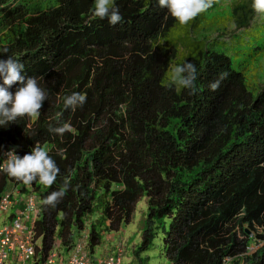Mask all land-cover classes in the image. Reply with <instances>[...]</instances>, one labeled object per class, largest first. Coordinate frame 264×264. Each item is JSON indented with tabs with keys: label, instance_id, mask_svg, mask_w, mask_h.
I'll list each match as a JSON object with an SVG mask.
<instances>
[{
	"label": "trees",
	"instance_id": "obj_1",
	"mask_svg": "<svg viewBox=\"0 0 264 264\" xmlns=\"http://www.w3.org/2000/svg\"><path fill=\"white\" fill-rule=\"evenodd\" d=\"M217 1L182 26L158 0H114L123 21L113 26L94 16L95 0H0V53L47 95L37 118L0 127V165L8 150L40 146L60 169L50 187L0 171V194L31 188L40 199L42 256L55 247L66 259L82 241L94 258L145 198L140 264L160 232L170 264H264V78L234 67L264 49V19L252 0L210 16ZM184 62L197 68L194 94L170 84ZM73 92L87 98L75 111L63 103ZM65 123L63 135L49 130Z\"/></svg>",
	"mask_w": 264,
	"mask_h": 264
},
{
	"label": "clouds",
	"instance_id": "obj_2",
	"mask_svg": "<svg viewBox=\"0 0 264 264\" xmlns=\"http://www.w3.org/2000/svg\"><path fill=\"white\" fill-rule=\"evenodd\" d=\"M215 3L216 0H158V6L166 9L182 26L187 25L199 14L212 8ZM252 8L257 14L264 16V0H252ZM93 14L101 20L107 19L108 23L113 26L123 21L114 0H95ZM7 52L8 50L4 49L3 53L0 54H7ZM23 71L24 65L12 56L8 55L7 59H0V77L3 79V84L0 85V127H6L24 116L37 118L40 115L43 102L47 100L46 92L39 87L36 78L26 77ZM227 75V72L220 73L218 78L210 83V90H218L221 81L226 79ZM169 80L171 85L188 89L190 90L189 94H194L197 68L191 62L171 66ZM17 83L21 86L15 93L10 92L9 88ZM86 99V94L73 92L64 98V107L75 111L76 108L83 107ZM49 130L58 135H63L70 130V125L65 123ZM6 156L5 163L0 165V171L25 185H29L38 179L40 183L50 187L60 173L55 160L45 148L40 146H35L30 154H26L22 158L16 155L14 149L9 150ZM67 188L68 183L65 181L64 185L58 191L51 192L43 203L55 207L66 194Z\"/></svg>",
	"mask_w": 264,
	"mask_h": 264
},
{
	"label": "built area",
	"instance_id": "obj_3",
	"mask_svg": "<svg viewBox=\"0 0 264 264\" xmlns=\"http://www.w3.org/2000/svg\"><path fill=\"white\" fill-rule=\"evenodd\" d=\"M8 151L3 154L2 164ZM39 216L40 199L31 188L22 191L20 187H12L0 194V264H121L120 246L108 255L92 258L81 242L66 259L55 247L42 256L40 240L34 231Z\"/></svg>",
	"mask_w": 264,
	"mask_h": 264
},
{
	"label": "rangeland",
	"instance_id": "obj_4",
	"mask_svg": "<svg viewBox=\"0 0 264 264\" xmlns=\"http://www.w3.org/2000/svg\"><path fill=\"white\" fill-rule=\"evenodd\" d=\"M233 2L234 0H218V6L211 12L210 16L214 14L218 17L226 16ZM259 17L264 19V16L259 15ZM239 61L240 60L234 62V67L236 69L244 65L245 71L251 78H254L255 81H260L258 79L262 80L264 78V49L253 60L247 59L245 61ZM145 211L146 201L145 198H141L137 202L131 221L118 232L105 233L102 238V243L96 247L95 253L98 254L101 252L100 256L105 255L107 252H104V249L102 250L105 245L109 248L108 252L112 253V248L116 244V247L120 246L123 249L121 264H140L137 258L132 254V248L134 245L138 244L140 240ZM111 234L114 235L113 238H111L112 240L107 239L111 237ZM256 247L257 244L251 246V250H254ZM141 258L144 264H165L168 262L164 255V242L161 232L153 240L150 248L141 253Z\"/></svg>",
	"mask_w": 264,
	"mask_h": 264
},
{
	"label": "crops",
	"instance_id": "obj_5",
	"mask_svg": "<svg viewBox=\"0 0 264 264\" xmlns=\"http://www.w3.org/2000/svg\"><path fill=\"white\" fill-rule=\"evenodd\" d=\"M113 236H114V235L111 234V237H110V238H107V239L112 240L111 238H113ZM115 245H116V244H115ZM115 245H114V247L112 248V250L115 249V247H116ZM103 249L105 250L104 252H107L105 255L111 253V252H108V251H109L108 246L105 245V246L102 248V250H103ZM100 253H101V252H99L98 254L95 253V257H99V256L101 255ZM102 256H103V255H102Z\"/></svg>",
	"mask_w": 264,
	"mask_h": 264
}]
</instances>
